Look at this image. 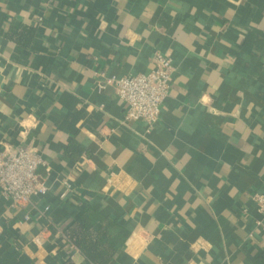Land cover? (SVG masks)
I'll return each mask as SVG.
<instances>
[{
    "label": "crops",
    "instance_id": "1",
    "mask_svg": "<svg viewBox=\"0 0 264 264\" xmlns=\"http://www.w3.org/2000/svg\"><path fill=\"white\" fill-rule=\"evenodd\" d=\"M156 53L174 67L159 117L126 120L99 74ZM5 146L36 149L47 191L0 190L2 264H264V0H0ZM73 222L105 232L107 262Z\"/></svg>",
    "mask_w": 264,
    "mask_h": 264
},
{
    "label": "built area",
    "instance_id": "2",
    "mask_svg": "<svg viewBox=\"0 0 264 264\" xmlns=\"http://www.w3.org/2000/svg\"><path fill=\"white\" fill-rule=\"evenodd\" d=\"M173 69L169 57L156 53L154 65L147 73L123 77H107L101 73L99 76L103 80L98 86H113L116 96L126 104V120H143L153 124L169 93ZM41 163L40 155L32 146H5L0 150V190L3 196L13 204L21 205L29 202L33 196L44 195L47 187L36 173ZM252 200L257 211L264 214V194L255 193ZM257 224L261 225L260 222Z\"/></svg>",
    "mask_w": 264,
    "mask_h": 264
},
{
    "label": "trees",
    "instance_id": "3",
    "mask_svg": "<svg viewBox=\"0 0 264 264\" xmlns=\"http://www.w3.org/2000/svg\"><path fill=\"white\" fill-rule=\"evenodd\" d=\"M67 235L79 247L87 259L93 263L107 262L114 251V248L108 244L109 238L106 237L105 232L93 230L86 223L73 222L67 229ZM16 264L25 263L18 262ZM65 264L73 263L67 261Z\"/></svg>",
    "mask_w": 264,
    "mask_h": 264
}]
</instances>
